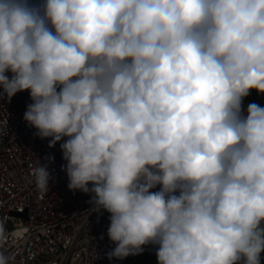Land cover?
Segmentation results:
<instances>
[{
	"label": "clouds",
	"instance_id": "clouds-1",
	"mask_svg": "<svg viewBox=\"0 0 264 264\" xmlns=\"http://www.w3.org/2000/svg\"><path fill=\"white\" fill-rule=\"evenodd\" d=\"M23 91L37 135L67 138L68 188L110 213L109 259L260 264L264 0H0V96Z\"/></svg>",
	"mask_w": 264,
	"mask_h": 264
},
{
	"label": "built area",
	"instance_id": "built-area-1",
	"mask_svg": "<svg viewBox=\"0 0 264 264\" xmlns=\"http://www.w3.org/2000/svg\"><path fill=\"white\" fill-rule=\"evenodd\" d=\"M253 102L264 107L252 95L244 98L243 107ZM31 103L28 91L10 101L0 96V223L6 233L0 252L11 257L10 264H158L153 245L142 246L140 255L108 258L116 247L108 237L110 213L102 209L90 214L92 194L68 188L67 161L60 148L67 138L50 148L51 138L41 139L24 120ZM49 157L54 160L49 162ZM39 160L48 165L51 176L50 190L43 196L30 175ZM22 227L27 232L17 240L11 234ZM260 260L264 261V252Z\"/></svg>",
	"mask_w": 264,
	"mask_h": 264
},
{
	"label": "rangeland",
	"instance_id": "rangeland-1",
	"mask_svg": "<svg viewBox=\"0 0 264 264\" xmlns=\"http://www.w3.org/2000/svg\"><path fill=\"white\" fill-rule=\"evenodd\" d=\"M250 95H252L254 98L259 100L262 104H264V94H258L257 92L252 91L250 93ZM142 264H154V262L149 261V262H145V263H142Z\"/></svg>",
	"mask_w": 264,
	"mask_h": 264
},
{
	"label": "trees",
	"instance_id": "trees-1",
	"mask_svg": "<svg viewBox=\"0 0 264 264\" xmlns=\"http://www.w3.org/2000/svg\"><path fill=\"white\" fill-rule=\"evenodd\" d=\"M260 264H264V261L263 260H260Z\"/></svg>",
	"mask_w": 264,
	"mask_h": 264
}]
</instances>
